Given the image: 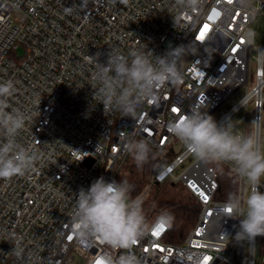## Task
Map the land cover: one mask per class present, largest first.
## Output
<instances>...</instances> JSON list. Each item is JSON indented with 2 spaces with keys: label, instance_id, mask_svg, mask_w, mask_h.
<instances>
[{
  "label": "built area",
  "instance_id": "2783aa9c",
  "mask_svg": "<svg viewBox=\"0 0 264 264\" xmlns=\"http://www.w3.org/2000/svg\"><path fill=\"white\" fill-rule=\"evenodd\" d=\"M263 11L264 0H201L194 11L175 0H0V83H14L7 110L26 114L18 142L39 156L24 175L0 179V264H78V259L96 264L105 254H125L99 241L86 248L76 239L75 194L100 176L117 180L129 155L125 140L148 139L170 154L180 142L168 124L193 107L204 104L203 110L214 115L246 87V95L218 122L246 110L243 120L246 126L256 122L260 146L264 67L257 56L264 45H255L252 24ZM204 25L208 30L198 39ZM189 45L196 54L181 59L182 79L159 88L158 101L142 102L134 117L105 113L93 97L90 56L101 53L105 62L111 49L124 55L137 50L155 62L170 48ZM192 155L185 148L155 168L154 181L182 185L198 206L196 226L181 244L169 241L172 225L158 236L153 229L131 251L141 264H255L259 237L251 245L232 239L239 221L227 217L228 201L217 199L219 171L196 159L179 172ZM239 182L243 189L244 180ZM17 242L22 258L13 253Z\"/></svg>",
  "mask_w": 264,
  "mask_h": 264
},
{
  "label": "clouds",
  "instance_id": "9594fccd",
  "mask_svg": "<svg viewBox=\"0 0 264 264\" xmlns=\"http://www.w3.org/2000/svg\"><path fill=\"white\" fill-rule=\"evenodd\" d=\"M175 3L183 10L194 11L201 5V0H175ZM189 54H196L191 45L170 48L165 55L155 56V62L150 55L137 50L124 55L111 49L106 53L105 62H100L101 53L90 56L89 60L95 62L91 85L95 90L93 97L103 105L105 113L120 111L124 116L134 117L142 102L158 101L159 88L182 79L178 65ZM257 63L264 67V51L258 54ZM14 92L15 85L11 80L0 83V137H3L0 141V179L24 175L39 159L31 145L18 142L27 116L19 108L7 110L8 98ZM204 108V104L193 107L169 122L167 130L197 159L217 166L230 162L237 176L247 183V197L230 194L224 211L228 218L239 221L232 239L251 245L257 237H264V191H261L264 149L259 146L255 130L240 132L232 120L219 123ZM149 143L148 139L124 142V151L132 156L138 168L149 160L152 151ZM133 189L126 179L108 181L100 176L88 188L81 187L75 194L71 220L76 239L86 248L99 241L112 250H126L119 256L105 254L101 258L103 264H141L131 251L137 241L160 224L172 225L174 217L167 211L149 222L143 198H133ZM13 253L17 258L23 257L19 242Z\"/></svg>",
  "mask_w": 264,
  "mask_h": 264
},
{
  "label": "trees",
  "instance_id": "16d2710c",
  "mask_svg": "<svg viewBox=\"0 0 264 264\" xmlns=\"http://www.w3.org/2000/svg\"><path fill=\"white\" fill-rule=\"evenodd\" d=\"M151 153L148 162L142 167L138 168L129 154L125 159L122 166L116 173V179H126L134 189L131 193L132 197H142V193L145 187H149L154 177L152 170L159 160L160 152L150 145ZM219 193L218 200L228 201L230 194L238 195L239 184L236 176H228L219 172ZM181 197L185 202H177L176 199L166 201L164 199L159 200V190H155L148 198L149 202L144 205V212L146 218L151 222L156 219L162 212L167 211L174 219L172 222V228L170 231L169 241L174 244H181L189 234V232L196 226L198 218V206L191 195H189L183 188H181ZM264 243V237H261Z\"/></svg>",
  "mask_w": 264,
  "mask_h": 264
},
{
  "label": "rangeland",
  "instance_id": "374dc122",
  "mask_svg": "<svg viewBox=\"0 0 264 264\" xmlns=\"http://www.w3.org/2000/svg\"><path fill=\"white\" fill-rule=\"evenodd\" d=\"M252 29L254 31L255 35V45H264V11L261 12L258 17L255 19V21L252 24ZM24 51L20 50L19 55H23ZM257 65L256 61L254 59L251 60V74L254 76L255 71H256ZM254 84L252 83L251 86ZM250 86V88H251ZM247 93V88L244 87L242 88L234 97L232 100L228 101L227 103L224 104L222 107L221 111H218L212 115L216 121L218 122L223 113L229 112L235 103L240 101ZM252 104L249 105V112H250V119L254 117V114L252 112ZM246 115V110L242 109L238 111L232 118V123L237 124V129L240 132H251L253 131V125H250L252 122L251 120L249 121L248 125L246 126V122L243 120V118ZM260 147L264 149V110L262 112V123H261V142H260ZM185 150V146L181 143H177L172 147V150L170 154H168L166 151H159L160 156L159 160L155 164L152 174L154 172V169L157 167L162 166L163 164H169L173 161L174 157L176 154H180ZM197 158L192 155L187 159V161L184 164V167L179 169L178 171L181 172V170L185 169L189 165H191ZM210 164V163H208ZM213 165V164H212ZM219 172H222L223 174H226L228 176H236L234 175V170H233V165L230 162H223L219 166L213 165ZM239 184V189H238V195L241 196L243 193V198L247 197V194L249 192V186L247 183L244 181V187L242 189L241 183L239 182V177L236 176ZM182 185L181 184H176L175 186H172V183H163V184H158L154 181V177L152 178L151 185L147 188L145 187L142 193V198H143V206L147 205L149 202L148 198L151 196V194L155 190H159V195L158 199H164L166 201L176 199L177 202H185V200L181 197V189ZM243 191V192H242ZM261 191H264V178H262V186H261ZM249 256V246L247 244L246 247V257ZM78 264H82V261L78 259ZM241 264H247V261H241ZM255 264H264V243L261 240V237L257 239L256 243V248H255Z\"/></svg>",
  "mask_w": 264,
  "mask_h": 264
},
{
  "label": "snow or ice",
  "instance_id": "6c2138e0",
  "mask_svg": "<svg viewBox=\"0 0 264 264\" xmlns=\"http://www.w3.org/2000/svg\"><path fill=\"white\" fill-rule=\"evenodd\" d=\"M208 30V25H204V31H202L200 33V36L198 37V39H203L205 32ZM241 43H243V41H241ZM173 111H176V109H173ZM228 211L230 212L231 209H228ZM165 230V225L164 224H160L153 232V235L158 236L162 231ZM96 264H103V261L101 259L97 260Z\"/></svg>",
  "mask_w": 264,
  "mask_h": 264
},
{
  "label": "water",
  "instance_id": "95a60500",
  "mask_svg": "<svg viewBox=\"0 0 264 264\" xmlns=\"http://www.w3.org/2000/svg\"><path fill=\"white\" fill-rule=\"evenodd\" d=\"M172 186H175V184H172Z\"/></svg>",
  "mask_w": 264,
  "mask_h": 264
}]
</instances>
